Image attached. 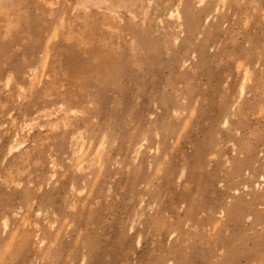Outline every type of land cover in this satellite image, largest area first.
Listing matches in <instances>:
<instances>
[{
	"label": "rangeland",
	"instance_id": "1",
	"mask_svg": "<svg viewBox=\"0 0 264 264\" xmlns=\"http://www.w3.org/2000/svg\"><path fill=\"white\" fill-rule=\"evenodd\" d=\"M4 6L0 264H264V0Z\"/></svg>",
	"mask_w": 264,
	"mask_h": 264
},
{
	"label": "bare ground",
	"instance_id": "2",
	"mask_svg": "<svg viewBox=\"0 0 264 264\" xmlns=\"http://www.w3.org/2000/svg\"><path fill=\"white\" fill-rule=\"evenodd\" d=\"M202 1V0H201ZM200 2V1H199ZM10 6H12V5H10ZM53 6H55V5H53ZM105 8H109V7H105ZM14 10H15V7L13 6L12 7V10H9V11H7L6 9H5V6H4V8H1L0 9V12H3V15L2 16H0V28H5V30H3L2 32H3V34L4 35H11V28H15V24L10 20V16L11 15H16V12H14ZM168 17H170V19L171 18H173V19H175L177 22H180V19H181V16H180V14L178 13V12H170L169 14H168ZM47 21V20H46ZM17 22V21H16ZM48 22V21H47ZM14 31H16V30H14ZM117 37H119L120 36V34H117L116 35ZM133 38L135 37V35H131ZM2 37V36H1ZM42 61V60H41ZM33 71V70H32ZM8 79V78H7ZM5 83H6V85H7V83H8V81H5ZM18 146H20V143H17V144H15V145H13V146H11L10 147V151L9 152H12L11 150H14L15 149V151H16V148L18 147ZM22 146V145H21ZM10 154V153H9Z\"/></svg>",
	"mask_w": 264,
	"mask_h": 264
}]
</instances>
